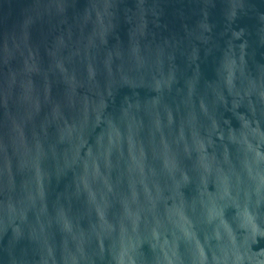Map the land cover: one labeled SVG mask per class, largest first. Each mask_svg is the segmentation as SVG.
<instances>
[{"label": "water", "instance_id": "95a60500", "mask_svg": "<svg viewBox=\"0 0 264 264\" xmlns=\"http://www.w3.org/2000/svg\"><path fill=\"white\" fill-rule=\"evenodd\" d=\"M0 264H264V0H0Z\"/></svg>", "mask_w": 264, "mask_h": 264}]
</instances>
